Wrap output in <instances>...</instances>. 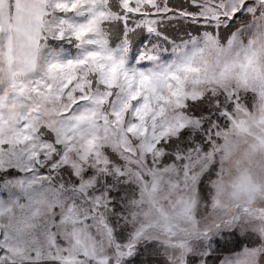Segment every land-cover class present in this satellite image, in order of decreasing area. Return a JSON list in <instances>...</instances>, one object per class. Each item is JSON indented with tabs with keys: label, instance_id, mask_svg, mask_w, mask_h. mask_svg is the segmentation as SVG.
Returning a JSON list of instances; mask_svg holds the SVG:
<instances>
[{
	"label": "snow or ice",
	"instance_id": "obj_1",
	"mask_svg": "<svg viewBox=\"0 0 264 264\" xmlns=\"http://www.w3.org/2000/svg\"><path fill=\"white\" fill-rule=\"evenodd\" d=\"M0 264H264V0H0Z\"/></svg>",
	"mask_w": 264,
	"mask_h": 264
}]
</instances>
